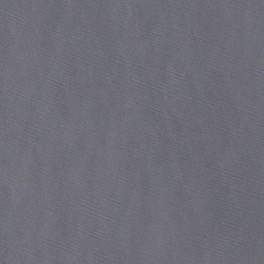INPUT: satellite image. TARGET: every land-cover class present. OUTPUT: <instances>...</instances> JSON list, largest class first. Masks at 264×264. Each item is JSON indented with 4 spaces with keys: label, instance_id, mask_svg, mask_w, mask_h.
Listing matches in <instances>:
<instances>
[{
    "label": "water",
    "instance_id": "water-1",
    "mask_svg": "<svg viewBox=\"0 0 264 264\" xmlns=\"http://www.w3.org/2000/svg\"><path fill=\"white\" fill-rule=\"evenodd\" d=\"M0 264H264V0H0Z\"/></svg>",
    "mask_w": 264,
    "mask_h": 264
}]
</instances>
